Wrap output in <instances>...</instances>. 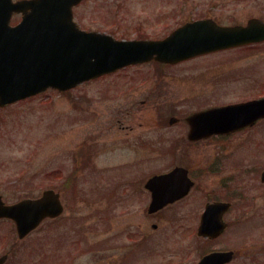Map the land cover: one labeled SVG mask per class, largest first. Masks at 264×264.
<instances>
[{
	"label": "rangeland",
	"instance_id": "obj_1",
	"mask_svg": "<svg viewBox=\"0 0 264 264\" xmlns=\"http://www.w3.org/2000/svg\"><path fill=\"white\" fill-rule=\"evenodd\" d=\"M76 15L86 26L96 19L95 28L115 38L158 39L196 19H211L222 26L242 25L251 18L264 20V0H87ZM263 91L261 44L172 66L154 61L130 66L72 91L50 90L4 109L0 113V195L13 202L65 184L79 191L78 198L66 191L64 214L36 231L35 264H46L47 250L60 249L58 236L68 243L76 242L62 249L63 253L71 251L73 258L60 256L57 260V254L50 252L51 264H111L113 254H120L119 246L128 242L123 236L126 221L122 213L135 210L146 196L133 190L129 200L114 206L97 193V188L115 187L113 193L119 194L135 173L149 176L173 164L194 171L199 188L179 205L182 212L190 211L187 222L177 223L183 229L171 224L159 233H173L175 242H162L169 245L167 249L196 245L184 237L193 236L192 230L185 228H196L201 207L192 204L187 210L184 202L205 201L210 193L221 195L222 183L234 169L226 163L220 172L209 170L210 161L221 158L219 144L205 140L188 143L185 122L170 126L168 119L238 103ZM257 192L248 194L255 196ZM46 225L54 235L51 238L46 235ZM52 238L55 244L50 242L47 248ZM108 243L111 246L106 249ZM81 247L84 250H79ZM159 261L151 255L141 264Z\"/></svg>",
	"mask_w": 264,
	"mask_h": 264
},
{
	"label": "water",
	"instance_id": "obj_2",
	"mask_svg": "<svg viewBox=\"0 0 264 264\" xmlns=\"http://www.w3.org/2000/svg\"><path fill=\"white\" fill-rule=\"evenodd\" d=\"M7 2L10 0H3ZM81 0H20L15 10L23 13L15 28L16 43L0 46V106L36 95L48 88L66 91L127 65L155 59L174 64L212 51L264 41V23L250 19L245 27L223 28L210 20L187 23L159 41H115L103 34L86 33L72 21L71 8ZM30 10V12H27ZM264 117V97L210 108L187 118L190 141L240 129ZM174 119L170 121L173 123ZM192 182L183 168L153 176L145 183L150 191L149 212L187 194ZM1 201V198H0ZM0 214L18 213L30 227L62 211L59 193L44 190L37 199ZM215 209L207 207L206 211ZM35 210V216L31 214ZM30 212V214H28ZM25 213V214H21ZM204 220L199 228L203 234ZM200 264H204L201 262Z\"/></svg>",
	"mask_w": 264,
	"mask_h": 264
},
{
	"label": "flooded vegetation",
	"instance_id": "obj_3",
	"mask_svg": "<svg viewBox=\"0 0 264 264\" xmlns=\"http://www.w3.org/2000/svg\"><path fill=\"white\" fill-rule=\"evenodd\" d=\"M17 1L19 0H10V2L6 5H4L3 2H0L1 43L12 42V44H14L18 41V39H14L15 35L11 31V29L20 23L22 18L21 13L13 9L12 4ZM86 1L87 0H82L79 4L73 6V21L80 30L85 32L104 33L95 28V23L98 22L96 19L90 21L91 26H86L83 25L79 17H77V10L82 7ZM91 9H94L93 11L97 12V8ZM256 20L264 23V20L260 18ZM180 26L172 28L169 33ZM115 39L122 40L119 38ZM159 39L162 38L124 40L152 41ZM261 44H264V41L240 46L239 48L257 47ZM263 96L264 93L261 92V94L250 96L251 99H246L244 101L258 99ZM15 104L0 107V113L4 109H7ZM172 117H174V123L171 124L168 119V125L174 126L179 124L180 120L186 124L187 116L183 119L175 116ZM186 126L188 128L187 124ZM186 141L191 144L200 142L189 141L187 139V133ZM205 141H215L222 148L220 149L221 153L219 154L221 158L219 159L216 157V159H212V162L210 161V165L208 166L209 170L216 173L220 172L225 168V164L227 163L226 167L229 168L232 166L234 173L226 177L222 183L221 195L210 193L205 201L184 202L187 210L191 208L192 204H195L196 208L199 207L200 209L201 207V211L199 213L197 211L198 215L196 228H185L188 229V231L192 230L193 236H184L182 231V236L185 238L187 237L189 241L196 242V245H192L191 248L187 247V249L182 250H177V248L167 249L169 245L165 246L162 242H175V239H173V233H159L164 226L170 227L171 224L177 226V223L187 222V217L190 216V211L182 212V209L184 208L179 206L183 200H186L191 196L194 190L199 188L198 178L196 177L194 171L188 167L173 164L171 167H166L156 173L150 174L149 176L144 174L136 175L135 173V177H133L131 181H128V187L119 194L113 193L115 187H113L112 190H109L108 187L97 188V193L103 196V198L107 197V199L113 203L114 206L121 203V200H129L133 190H136L138 193H143L146 196L145 201L136 204L137 208L135 207V210L132 212L125 211L122 213L124 220L126 221L124 224L125 227L123 228V231L126 233H124L123 236L126 237L128 242L122 243L124 245L119 246L121 248L119 251L120 254L118 257L113 254V259L116 263L113 261L111 264H141L145 257L151 255L152 257L160 258V261L157 264H200L201 262H204V264H264V117L236 131L211 136L205 139ZM229 146H231L232 150H229ZM233 150L235 152L229 153V151ZM161 154L165 155L164 153ZM232 157L235 158L234 162L229 161ZM213 164H216L214 169L212 168ZM175 167H183L186 170L187 178H189L193 183L192 187L182 198L177 199L174 202L167 203L165 206L154 212H149L148 207L150 204V193L146 190L145 183L153 176L168 174ZM58 190L63 200L62 204L64 214L66 208L64 193L71 190V196H77L78 198L79 191L72 185L69 187L65 186L63 188H59ZM252 190L258 191L257 195H249L248 193ZM35 197L36 196H27L13 202H9L6 201L2 195H0V205L8 207L9 209L15 208L25 205L21 202L22 200L34 199ZM207 207L215 209L209 208V210L206 211ZM9 212H3L0 214V264H35L34 235L36 231L43 224L58 220L63 214L54 219L46 218L39 224V226L32 228L29 223H26L25 219L22 218L20 214L16 213L15 217H13L9 215ZM193 213H195V211H193ZM28 214H30V212ZM31 214L35 216L34 209ZM105 214L106 213L103 214L102 220H104ZM203 214V236H199L198 231ZM46 226L48 228V225ZM133 226H135L134 230H132ZM180 226L182 225H178L177 229H179ZM181 229H183V226ZM51 233L52 230L49 231L48 228L46 235H48L49 238L54 236ZM54 238L49 240L47 239L49 241L47 243V248L49 247L50 242L53 243V245L55 244ZM57 238L59 239V244L56 245H58L60 249H49L46 251V264L52 263L51 258L53 256L50 252L57 254V260H60V256L66 258V260L73 258V253H71V251L69 253H63L62 249L67 244H70L71 246L76 242L71 241L68 243L60 236ZM113 238L114 234L111 233L110 240ZM110 246L111 245L108 243L106 249H109ZM79 250L84 249L81 247ZM156 250L159 252L158 256L156 255ZM62 264H67V262Z\"/></svg>",
	"mask_w": 264,
	"mask_h": 264
}]
</instances>
